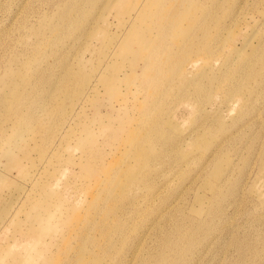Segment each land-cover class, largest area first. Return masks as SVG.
Wrapping results in <instances>:
<instances>
[{
  "label": "rangeland",
  "instance_id": "rangeland-1",
  "mask_svg": "<svg viewBox=\"0 0 264 264\" xmlns=\"http://www.w3.org/2000/svg\"><path fill=\"white\" fill-rule=\"evenodd\" d=\"M0 264H264V0H0Z\"/></svg>",
  "mask_w": 264,
  "mask_h": 264
},
{
  "label": "bare ground",
  "instance_id": "bare-ground-1",
  "mask_svg": "<svg viewBox=\"0 0 264 264\" xmlns=\"http://www.w3.org/2000/svg\"><path fill=\"white\" fill-rule=\"evenodd\" d=\"M139 21V12L137 11L136 16L133 18L131 23L125 28L124 32L121 35L118 34V37H120L118 48L126 50L127 56H129L131 53V56L128 59V62L131 65L129 67L130 69L123 70L121 75L114 74L111 75V77H105L106 80H108V82L113 84L114 86H116L120 80L128 81L130 79L129 76L132 73L136 74L138 72L137 67L139 65V61L145 57V55L143 56V50L147 49V47H149V45L151 44L149 29L144 30L141 26V22ZM108 75H110V73L104 71L101 74V77ZM67 204H70L67 200L59 201L56 202L54 206H56L57 208L69 209Z\"/></svg>",
  "mask_w": 264,
  "mask_h": 264
}]
</instances>
